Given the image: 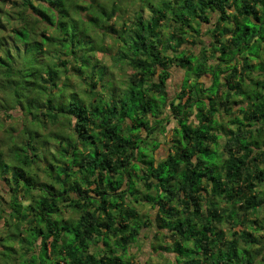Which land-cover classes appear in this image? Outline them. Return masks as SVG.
Returning a JSON list of instances; mask_svg holds the SVG:
<instances>
[{
  "label": "trees",
  "instance_id": "16d2710c",
  "mask_svg": "<svg viewBox=\"0 0 264 264\" xmlns=\"http://www.w3.org/2000/svg\"><path fill=\"white\" fill-rule=\"evenodd\" d=\"M242 1L0 0V251L136 264L155 230L167 264H264V0ZM173 66L186 76L170 99Z\"/></svg>",
  "mask_w": 264,
  "mask_h": 264
},
{
  "label": "rangeland",
  "instance_id": "374dc122",
  "mask_svg": "<svg viewBox=\"0 0 264 264\" xmlns=\"http://www.w3.org/2000/svg\"><path fill=\"white\" fill-rule=\"evenodd\" d=\"M149 1H151V0H147V2H149ZM240 1L243 2L242 0H240ZM135 6H136V9H137L138 6H140V3H136ZM135 6L131 7L130 9H133ZM168 25H166V27L163 28L162 33H164L163 34L164 36L169 34L168 33ZM205 31H206V29L204 28L203 32H205ZM201 41H203V42H200L201 45L205 44V43L208 45L210 43L209 38L206 37V36L201 38ZM188 45L191 46V44H188ZM200 47H201L200 45L196 47V51L197 52H199ZM190 48L194 49L192 46ZM256 48H257L256 45L252 46L251 49H250V53L251 54H255L257 52ZM193 67H194V65H193ZM254 70L255 71H259V69H254ZM181 74L180 73H176L178 81H176V84H175L176 87L174 86L175 88L170 90L171 97H174V94H177L180 91V86H181V84H182V82L184 80V77H182ZM215 74H218V73L215 72ZM253 77L254 76L251 73L249 79L253 78ZM243 86L244 87L248 86V80H247V82L245 84H243ZM216 91H217L216 88H214V89L210 90L209 93L212 95L213 93L215 94ZM256 94L259 95V92H257ZM156 103H158V102H156ZM153 104H154V102H153ZM153 108H155V107H153ZM6 123L10 124L11 122L7 121ZM11 125H17V126L21 125V121L18 119L17 115L14 116V119L12 120V124ZM159 140L162 141V142H165V137L160 135L159 136ZM223 141L224 140L221 141L222 144L224 143ZM147 148H148L147 146H144V145L142 146L141 145V152H143L145 154H148L147 153ZM46 165H47V163H46ZM262 191L264 192V185H263ZM9 200H10V197L7 196L6 197V201L8 202ZM4 207H5L6 212L5 213H1V216H4V218L6 219V218H8V214H9L10 210L7 208L6 205ZM224 207H226L225 204L223 205V208ZM137 208H138V210H140L141 213H146V212L149 211L153 215L156 214L155 210H151L150 208H147V207L137 206ZM259 215L264 217V207L261 208V210L259 212ZM78 216H79L78 213H76L75 211L64 209L61 217L65 221H73V220L77 219ZM3 226H4V219H2L0 217V239L5 238V234H4L5 232L1 231ZM225 229L227 231V235L230 236V234H231L230 227L226 226ZM11 233L15 234L13 231ZM154 233H155V230L152 231V232L149 231V230H143L142 233H141L139 241L130 249L131 256L134 257V260H135L136 264H167L171 260L172 257H170V255L168 253L164 252V250L157 251L158 249H161L160 247L166 248L167 245L165 246V244L161 243L162 246H160V247L157 246L158 242L157 241L156 242L153 241V238H152ZM0 245H1V240H0ZM153 245H154L155 248H153ZM5 247H3V250L0 251V264H42L41 261L43 259L41 257L37 258L35 260V262H31V261H27L25 258H22L21 254H19V255L14 254L11 249L20 250L19 243H17V244L16 243H11L9 247L8 246H5ZM101 247H103L102 244H101ZM95 249H96V247H91V251L94 252ZM243 258L246 260V256L244 254H243ZM46 264H49V262L46 261Z\"/></svg>",
  "mask_w": 264,
  "mask_h": 264
},
{
  "label": "crops",
  "instance_id": "0c3cea01",
  "mask_svg": "<svg viewBox=\"0 0 264 264\" xmlns=\"http://www.w3.org/2000/svg\"><path fill=\"white\" fill-rule=\"evenodd\" d=\"M138 9V8H137ZM137 9H135V10H137ZM133 9H130V13L129 14H127L126 15V19H134L135 17H134V15H133ZM147 15V14H146ZM204 36H205V34H204ZM203 36V37H204ZM207 37V36H206ZM191 38V37H190ZM209 38V40H210V42H211V38L210 37H208ZM106 39H107V42H106V47L108 48H110V47H112V45H113V43H116L117 41H116V37L115 36H112L111 34L110 35H108L107 37H106ZM192 39V38H191ZM113 42V43H112ZM191 46H189L188 45V43H186V44H184L183 46H182V48H181V50H186V49H191L190 48ZM263 49V48H262ZM96 55H97V57L98 58H100V59H102L103 58V52H101V51H99V52H97L96 53ZM261 56H263L262 54H261ZM261 58V57H260ZM262 59H263V57H262ZM114 60V58H110V56H107V57H104L103 58V62H104V65H107V68H108V70H109V75H108V79H111L112 77H116V76H118V75H120L121 74V70H122V65H121V63H118V62H114L113 61ZM260 61H263V60H259V61H255V62H253V64L254 65H258V63L260 62ZM182 73L181 75H182V77H184V79H185V76H186V72H185V70L184 69H182L181 67H176V66H173L172 68H171V74H172V78L169 80V82H168V93H169V97H170V99H173V98H175L177 95H178V93L177 94H174V97H171V93H170V90L171 89H173V88H175L176 87V81H178V79H177V75H176V73ZM252 75L254 76L253 78H252V81L251 80H248V85H249V87H250V89H254V85H255V80L253 81V79H255V78H258V77H260V79H262V76H263V73L262 72H260V71H255V70H253L252 71ZM213 77H212V75L210 74V75H208V76H206V77H204L202 80H201V82L202 83H204V85H205V87L206 88H210L211 86H212V81H213V79H212ZM175 86V87H174ZM181 87V86H180ZM243 88H246V87H243ZM239 101L240 100H242L243 99V97L242 96H240V97H238L237 98ZM235 111L237 112V116H239L240 118H243L242 117V115H240L239 113H238V111H239V106H238V108H236L235 109ZM174 125V123L173 124H170V126H168V129H170L172 126ZM158 141V143L160 144L159 145V148L158 149H156V156L157 157H159L160 156V154H161V152L163 151V150H165L166 149V143L165 142H162V141H160L159 139L157 140Z\"/></svg>",
  "mask_w": 264,
  "mask_h": 264
}]
</instances>
